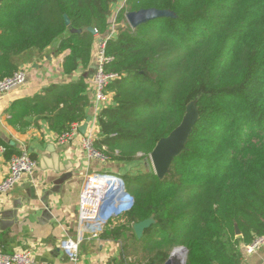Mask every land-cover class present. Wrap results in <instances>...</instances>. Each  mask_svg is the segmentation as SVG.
Instances as JSON below:
<instances>
[{
  "label": "trees",
  "instance_id": "trees-1",
  "mask_svg": "<svg viewBox=\"0 0 264 264\" xmlns=\"http://www.w3.org/2000/svg\"><path fill=\"white\" fill-rule=\"evenodd\" d=\"M118 2L3 0V60L31 48L44 52L62 37L65 73L88 67L97 37L71 30L93 27L104 36ZM149 8L177 18L122 26L108 42V71L120 78L108 88L112 104L98 114L96 147L108 162H137L181 124L197 98L200 119L164 180L148 172L104 173L121 178L134 199L116 233L132 234L131 249L146 264H165L180 246L186 264H241L244 248L264 235V0H127L119 22ZM86 91L84 79L51 87L34 111L61 135L86 120ZM152 216L157 223L137 239L133 225Z\"/></svg>",
  "mask_w": 264,
  "mask_h": 264
},
{
  "label": "crops",
  "instance_id": "crops-1",
  "mask_svg": "<svg viewBox=\"0 0 264 264\" xmlns=\"http://www.w3.org/2000/svg\"><path fill=\"white\" fill-rule=\"evenodd\" d=\"M108 34L109 29L97 41ZM61 40L62 37L55 40L44 52L28 49L7 63L0 49V80L19 70L26 73V82L22 86L0 97V145L6 148L0 158V184L9 172L11 158L24 148L38 162L34 174L26 175L0 204V252L30 251L37 262L70 264L61 242L73 238L80 241L79 264H146L138 250L131 249L132 234L129 232L125 238L116 233L125 224V213L130 209L124 214V211H116L124 208L127 201L110 212L99 208L97 215L87 220L81 216V198L88 178L104 173L121 175L108 167L112 164L108 161L88 160L82 151L81 138L59 144V134L47 117L34 111L44 104L46 90L71 85L81 79L87 84L86 94L90 101L86 119L91 117L94 124V119L104 108L96 103L95 87L91 82L94 73L90 68L95 65L97 46L90 65H81L68 75L63 68L68 52H58ZM108 96L112 104L110 91ZM93 129L98 136V122ZM106 180L112 185L120 184L115 177ZM241 264H264V246L251 256H245L243 250Z\"/></svg>",
  "mask_w": 264,
  "mask_h": 264
},
{
  "label": "built area",
  "instance_id": "built-area-1",
  "mask_svg": "<svg viewBox=\"0 0 264 264\" xmlns=\"http://www.w3.org/2000/svg\"><path fill=\"white\" fill-rule=\"evenodd\" d=\"M127 0H119L114 6H118L122 10ZM117 36L115 25L109 22V34L96 41V56L95 66L96 71L91 80L95 87V100L100 106L110 105L108 88L120 76L116 73L108 71V66L114 61V57L108 55L107 46L108 42ZM97 38L99 37L97 32ZM26 82V73L22 70L16 71L13 75L0 80V97L22 86ZM98 122V117L94 119V124L91 121L88 131L85 135L80 133V128L83 123H74L70 126L69 130L58 136L59 144H66L76 138H81V147L84 155L90 161L96 160L100 162H107L108 157L96 147V142L99 139L94 133L93 126ZM6 148L0 145V158L5 154ZM38 169V162L31 156L30 151L24 148L18 155H14L9 162V172L5 179L0 184V204L16 186L20 184L26 175H32ZM115 177L124 185V181L116 176L108 174H98L88 178L84 185L82 198H81V216L85 220L97 215L99 208H105L106 212L120 201V190L118 184H110L106 178ZM119 184V186H120ZM105 194L101 196V193ZM111 213L110 216H112ZM264 246V235L257 238L252 244L244 248V255L251 256L255 254L260 248ZM61 248L67 256L70 264L80 263V241L73 238H66L61 242ZM0 264H47L37 262L34 254L30 251H17L13 254H6L0 252Z\"/></svg>",
  "mask_w": 264,
  "mask_h": 264
},
{
  "label": "water",
  "instance_id": "water-1",
  "mask_svg": "<svg viewBox=\"0 0 264 264\" xmlns=\"http://www.w3.org/2000/svg\"><path fill=\"white\" fill-rule=\"evenodd\" d=\"M3 0H0V3ZM161 18H172L176 19L177 15L170 10H160L156 8L141 9L139 11L128 12L126 14V20L129 26L135 30L140 26L147 24L151 21L161 19ZM65 23L70 26V19L65 15ZM83 32H89L94 36H97V30L93 27H88L85 29H72V34H82ZM1 55V52H0ZM96 66L93 65L90 68L91 73H95ZM198 98L187 105L186 113L181 124L166 138L161 139L153 152L150 155L152 160L155 175L162 181L165 179L166 175L170 172V167L173 161L182 155V153L187 149V144L189 142L190 136L193 133L194 127L200 119V114L198 110ZM92 121L91 117H87L86 121L82 124L80 128V133L85 135L88 131L89 125ZM122 196H126L129 200V206L126 210L132 208L134 204L133 197L125 191L124 185L118 186ZM105 193L102 192L101 196ZM155 217L152 216L146 220L138 222L133 225L134 233L137 239H142L145 231L156 224ZM237 229V235L240 236V230ZM179 250L183 252V258L174 259L175 252ZM187 260V250L184 247L176 248L170 255L169 259L165 264H186Z\"/></svg>",
  "mask_w": 264,
  "mask_h": 264
},
{
  "label": "rangeland",
  "instance_id": "rangeland-1",
  "mask_svg": "<svg viewBox=\"0 0 264 264\" xmlns=\"http://www.w3.org/2000/svg\"><path fill=\"white\" fill-rule=\"evenodd\" d=\"M119 7L117 6L114 9V11L112 12L109 18V22L111 23V25H115L116 32L119 30V28H121L122 26H125L124 22L128 26L126 15L124 17L125 19L121 23L119 22L118 16H119V13L121 12V10H119ZM110 163L112 164H109L108 167L109 168L111 167L112 171H115L119 173L120 175H134L135 176L137 174H144L146 172L155 173V169H154L150 156H147L144 159L137 161V162H133V163H118V162H113V161ZM122 178H124L125 182L127 183L128 191L132 193L134 191V188L132 187L131 183L124 176H122ZM125 212L126 211H124L122 214H124Z\"/></svg>",
  "mask_w": 264,
  "mask_h": 264
},
{
  "label": "bare ground",
  "instance_id": "bare-ground-1",
  "mask_svg": "<svg viewBox=\"0 0 264 264\" xmlns=\"http://www.w3.org/2000/svg\"><path fill=\"white\" fill-rule=\"evenodd\" d=\"M119 181V180H118ZM120 182V181H119ZM124 197V198H123ZM123 198V199H122ZM127 201L128 203H126V204H124L125 205V207L124 208H121L119 211H116V213H120V212H123V211H126V208L129 206V200H128V198L126 197V196H122L121 195V201H120V203H118V207H117V209H119V207H120V205L122 204V203H125V202ZM180 259V258H183V252H181V251H179V250H177L176 252H175V254H174V259Z\"/></svg>",
  "mask_w": 264,
  "mask_h": 264
}]
</instances>
